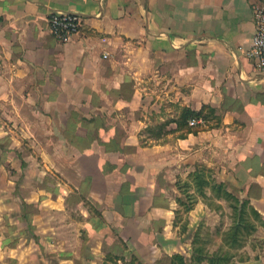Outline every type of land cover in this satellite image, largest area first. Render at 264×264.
<instances>
[{"label":"crops","instance_id":"0c3cea01","mask_svg":"<svg viewBox=\"0 0 264 264\" xmlns=\"http://www.w3.org/2000/svg\"><path fill=\"white\" fill-rule=\"evenodd\" d=\"M256 1L0 0V264H189L225 209L197 191L200 168L257 213L245 261L264 264ZM52 11L79 31L58 40ZM204 105L200 129L178 126ZM17 133L41 137L39 167Z\"/></svg>","mask_w":264,"mask_h":264},{"label":"trees","instance_id":"16d2710c","mask_svg":"<svg viewBox=\"0 0 264 264\" xmlns=\"http://www.w3.org/2000/svg\"><path fill=\"white\" fill-rule=\"evenodd\" d=\"M207 105H204L200 110H191L189 108H184L181 115L177 118V124L179 127H183L186 129V131H196L202 127V123H198L196 125H189L188 120L190 118H199L201 117L203 121H206V119L209 117L211 110L209 109ZM204 168H200L195 170V172L192 174V180L193 184H195V187L200 194L208 199L212 198V196L216 197H222L228 205L232 209V225L229 228V231L227 234L231 238V241L228 242L230 244H242V238L246 232L247 229L252 232L255 228L252 219H257L258 215L257 213L252 209L251 212H248L247 209V202L245 200H241L240 198L233 195L230 191L226 189V186L222 182H216L213 181V179H210L206 177V175L203 172ZM182 185H179V187ZM185 186H188L187 184ZM208 186L211 190V195L208 196L204 192L205 187ZM187 203L185 204L186 209H189L193 206L195 202V196L187 194ZM180 201V199H179ZM184 203V202H183ZM209 203H212V201H209ZM220 205H218V208ZM228 237V238H229ZM229 238V239H230ZM196 236L193 239V245L190 255V264H199L203 260H207L209 264H219L221 263V259L225 258L224 255L221 257L220 253L218 251L208 252L207 250H204L201 246H198L196 244ZM220 261V262H219ZM223 261V260H222ZM128 264H141L136 258H133ZM172 264H188L184 256L182 254H174Z\"/></svg>","mask_w":264,"mask_h":264},{"label":"rangeland","instance_id":"374dc122","mask_svg":"<svg viewBox=\"0 0 264 264\" xmlns=\"http://www.w3.org/2000/svg\"><path fill=\"white\" fill-rule=\"evenodd\" d=\"M14 136L16 139H19L23 145H25L26 148H20L21 151L24 152V155L30 154L33 157L34 165L39 167V164H41V152L45 150V147L42 148L39 146L41 137L39 139L36 135L35 137L31 136V139L37 140V142L32 143L29 141L28 136L24 137L21 133H17L16 135L14 134ZM10 143L9 138L8 140H5V144L9 145ZM224 208L225 209H223L222 212L213 215L214 217L210 219V223L203 221L204 225L195 233L197 239L196 244L208 252L218 251V253L221 254V257L224 255L225 258H222L220 260L221 263L219 264H247L248 261H245L249 258V253L246 248L249 246L247 245V239L253 234V232L250 231L247 233L249 229L246 230L242 238V244H230L228 241H231L232 237L230 238L227 232L229 231L233 221L232 209L226 201H224ZM198 226H200V224ZM199 264L209 263L207 260H203Z\"/></svg>","mask_w":264,"mask_h":264},{"label":"built area","instance_id":"2783aa9c","mask_svg":"<svg viewBox=\"0 0 264 264\" xmlns=\"http://www.w3.org/2000/svg\"><path fill=\"white\" fill-rule=\"evenodd\" d=\"M255 30L249 48L245 51L255 59L256 66L264 70V0H257L252 5ZM81 26L79 14L70 11H52L48 17L50 32L60 41L68 40ZM106 54H104L105 56ZM203 122L201 117L190 118L189 125Z\"/></svg>","mask_w":264,"mask_h":264}]
</instances>
